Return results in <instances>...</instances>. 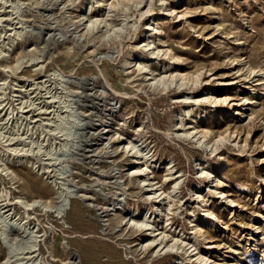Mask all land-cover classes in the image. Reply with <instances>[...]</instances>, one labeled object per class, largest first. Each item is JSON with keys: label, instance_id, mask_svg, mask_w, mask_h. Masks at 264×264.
Wrapping results in <instances>:
<instances>
[{"label": "rangeland", "instance_id": "374dc122", "mask_svg": "<svg viewBox=\"0 0 264 264\" xmlns=\"http://www.w3.org/2000/svg\"><path fill=\"white\" fill-rule=\"evenodd\" d=\"M25 3L23 19L33 31L18 43L8 63L0 57V115L8 117L9 125L16 120V82L31 89V80L62 70L72 81L67 87L82 97L83 138L100 156L110 148V159L96 169L97 176L84 156L68 161L66 179L84 187L85 196L100 208L119 199L124 210L155 212L159 207L164 215L156 225L169 223L171 234L175 229L191 241L179 242L180 249L172 251L147 249L146 233L124 225L121 210L109 219L110 234L102 236L87 198L73 200L64 221L38 208L31 213L17 202L19 197L55 202L56 189L32 168L30 154L20 164L7 153L16 178L0 174L2 203L19 215L27 212L30 224H39L46 233L40 252L49 264H67L74 253L83 264H202L197 256L190 259L191 245L209 258L208 264H264V0ZM94 20L99 26L91 28ZM0 31L5 35L4 27ZM42 51L47 53L43 70L34 71L28 63L18 70L4 68L14 67L19 56ZM163 76L166 85L156 82ZM127 137L162 163L149 174L156 186L169 192L179 184L175 198L158 204L147 198L139 177L129 176L134 154L122 149ZM3 145L0 140L1 150ZM170 163L174 176L166 169ZM24 235L13 229L8 240L22 244ZM65 240L72 250H65ZM9 257L0 237V264Z\"/></svg>", "mask_w": 264, "mask_h": 264}, {"label": "bare ground", "instance_id": "6f19581e", "mask_svg": "<svg viewBox=\"0 0 264 264\" xmlns=\"http://www.w3.org/2000/svg\"><path fill=\"white\" fill-rule=\"evenodd\" d=\"M25 8H27L25 0H0V26L4 27L5 29V35L0 31V57L7 63L11 59L18 43L29 38L30 33L33 31V29L31 31V27L25 25V20L23 19V10ZM89 26L91 28H95V26L98 27L99 25H97L96 20H94L90 21ZM148 39L150 40V36ZM148 46H150V44L146 45V47ZM45 54L47 53L42 51L37 56H30L29 54L26 56H19L16 59L17 63L14 65V67H11L7 64L4 68L18 70L21 69L25 63H28L31 68L34 69V71L43 70L44 66L42 63L44 62L43 58ZM138 61H141V59H138ZM139 67L140 69H143V67L140 65ZM5 71H7V69ZM12 72L15 73V71ZM164 77L165 76L160 77L156 82H160L161 85H166L167 82L164 80ZM169 77L173 79L176 77V75L171 74ZM26 81L28 80L26 79ZM71 82L72 81L70 80L69 76L65 75L62 70L53 69L52 73L46 76L44 80H39L37 82H32L31 80V89H26L25 85L21 84V82H16L13 86V97L19 101L18 104L16 102V110L11 108L12 112L16 113V120L9 125V122L7 121L8 117L5 118L4 115H0V140L4 144L3 150L0 148V153L3 154V156H0V174L3 175L7 180H13L16 178V174L8 166V164L13 162V159H10L7 153L13 154L16 157L17 163L20 164L24 161L23 159H27V154L33 156L35 155L38 158H41L43 161L42 168L37 167L33 160L32 168L34 169L35 166L37 168L36 172L43 174L42 176H44L47 171H52L49 167L54 162L61 160L59 155L66 151L70 145L73 144L72 139L74 138V134L83 124V120L85 121V117L83 116L81 121V117L76 113L78 109H76V111L74 110L76 106L73 103L75 102L76 104V101H81L82 97L79 96L77 91L71 90L70 85L67 87V85ZM1 89L2 88L0 87V90ZM36 89H40L43 94L40 96H38L39 93L34 94V91L32 90ZM60 89L61 92H58ZM29 90H31V94L33 93V95H30ZM26 95L28 97H26ZM57 102H61L64 106L60 108L57 106L55 108V106L52 104ZM62 108H65V110L62 111ZM2 110L3 108L1 106L0 112ZM50 111H53L54 115L51 113L52 115L50 114L49 116L48 113H50ZM31 112H34V115L30 114ZM53 136L63 138L58 141ZM122 147V149H126L127 151L129 150V152L134 154L132 155L134 167H132V173L129 176L139 177V184L146 187L147 189L148 199L155 200V202L161 204L165 199L175 198L178 193L177 190L179 189L178 183L175 184L172 191L165 192L160 185L156 186L149 177V174L153 173L151 169H159L162 166V163L159 164L157 161H154L149 152L145 151L147 149L141 148V146H139L136 140L133 138L127 137L124 140ZM64 166L67 167V164ZM166 169L168 170L167 172H169L168 175L170 176L177 174L174 172V168L171 166V163L166 166ZM60 175L63 176H59L52 181V184L56 189L55 202L41 198L33 199L30 202L25 197H19L17 202L27 211L31 210V213L35 212L36 208H38L43 212V214L53 212L55 213L56 217H58V219L64 221V218L72 207L73 199L76 200L79 198L86 200V198L89 196H85L86 194L83 192V189H85L84 187H77V185L72 184V180L66 179L64 176L65 173H60ZM1 198L4 197L1 196L0 199ZM4 200L6 199L4 198ZM88 200L91 199L87 198L86 201ZM2 201L3 200L1 199L0 237L7 245L9 250L10 257L7 261V264H49V262L41 255L40 252L41 243L44 242L46 233L40 230L39 224L33 225L32 222L30 224L27 212L25 215H19L11 211L12 209L8 208V205L6 203H2ZM122 202V199H119V201L115 204L114 210H121V212L123 211L125 214L124 216L126 217V220L123 221L125 222L124 225L126 224V226L128 225L129 227L143 230L146 233V236L149 239L147 244L144 245L145 248L155 249L157 247L158 252H161L164 249H166V251H172L178 247L177 245L179 242L183 245L191 243V241L185 240L178 236V234L175 232V229L173 230L174 233L171 234L169 230H171L172 227H170L169 223L165 224V222H159V225H156L155 220H157V218L161 220V216L164 215V211L161 208L157 207L155 212H150L146 209L143 213H140L139 211L135 210H124L123 205L125 202ZM170 207L171 206L169 205L166 206L169 211ZM32 218L33 216L31 219ZM13 229L21 231L25 234L23 238L21 237L24 240H22V244H20V242L19 244L17 242L13 243L12 241L8 240L9 231ZM88 237L89 236H85L83 238ZM169 238L171 239V244L167 245L166 240ZM63 247L67 251L72 250L71 246L66 240L63 241ZM178 248L180 249V246ZM191 249L192 252H194V255L190 256L191 260L194 256H197L196 259L202 261V264H208L209 258L203 257L198 248H195V245H191ZM51 260L56 261V258L52 257L51 255ZM67 264H83L81 256L77 253H74V255L68 260ZM179 264L190 263L181 261Z\"/></svg>", "mask_w": 264, "mask_h": 264}, {"label": "built area", "instance_id": "2783aa9c", "mask_svg": "<svg viewBox=\"0 0 264 264\" xmlns=\"http://www.w3.org/2000/svg\"><path fill=\"white\" fill-rule=\"evenodd\" d=\"M33 95V94H32ZM82 101H76L73 103L76 107L74 108V110L76 111V109H78V111H76L77 115H79L81 117V121L83 118V115L81 113V110H79L80 106L82 107V105L80 104ZM64 106V105H63ZM62 106V107H63ZM65 108H63L62 111H64ZM81 114V115H80ZM84 121V120H83ZM78 131L74 134V138L72 139L73 144L70 145V147L62 152L59 157H60V161H56L54 162L49 168L52 171H47V173H45L44 177L46 178V180H48L49 182L53 181L54 179H56L59 176H63L60 175V173H65V177L67 178L69 176V168L71 167L69 165V160L71 159L73 160H82V158L84 156H86V158H90L92 163L91 166H93V170L92 173L97 176V172L96 169H101L102 165H105L108 163V160L110 159V148L106 149V156H100L96 153V150L93 151L92 149V143H89V138L85 139L83 137H85V135L83 134V129L81 128V126L79 127V129H77ZM83 146H87L86 149H83ZM32 160L35 162L37 167L42 168L43 165V161L41 158H38L37 156H33L31 155ZM69 158V159H68ZM67 164V167H65L64 165ZM60 172V173H59ZM67 172V173H66ZM101 175H99L98 178H100ZM110 178L112 180H115L116 177L111 175ZM118 179V178H117ZM75 200V199H73ZM90 201V202H89ZM86 205L94 208L96 211V222L97 224L100 226V234L102 236H106L108 234H110V230H109V219L112 215L115 214V203L113 204L112 202L109 203V205L105 208H100L95 204V200H88L86 201Z\"/></svg>", "mask_w": 264, "mask_h": 264}]
</instances>
